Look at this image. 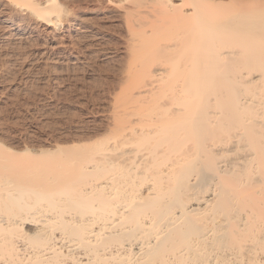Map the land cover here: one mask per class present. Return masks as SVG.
Instances as JSON below:
<instances>
[{
  "label": "bare ground",
  "instance_id": "1",
  "mask_svg": "<svg viewBox=\"0 0 264 264\" xmlns=\"http://www.w3.org/2000/svg\"><path fill=\"white\" fill-rule=\"evenodd\" d=\"M0 1L30 34L78 0ZM124 1L104 136L0 142V264H264V0Z\"/></svg>",
  "mask_w": 264,
  "mask_h": 264
},
{
  "label": "rangeland",
  "instance_id": "2",
  "mask_svg": "<svg viewBox=\"0 0 264 264\" xmlns=\"http://www.w3.org/2000/svg\"><path fill=\"white\" fill-rule=\"evenodd\" d=\"M119 1L100 7L78 0L69 5L74 12L64 29L57 33L37 29L30 34L1 23L8 17L21 23V18L0 1L3 145L37 152L104 136L108 92L113 91L114 75L125 56L123 13L132 6Z\"/></svg>",
  "mask_w": 264,
  "mask_h": 264
}]
</instances>
